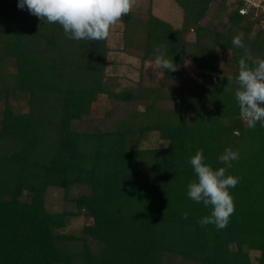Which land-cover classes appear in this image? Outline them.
<instances>
[{
	"label": "trees",
	"instance_id": "trees-1",
	"mask_svg": "<svg viewBox=\"0 0 264 264\" xmlns=\"http://www.w3.org/2000/svg\"><path fill=\"white\" fill-rule=\"evenodd\" d=\"M175 2L178 28L150 10L121 19L125 47L141 52L142 62L160 47L176 70H165L161 86L113 92L104 40L70 39L18 0H0V264H264V127L240 118L234 93L244 49L232 44L242 34L251 55L264 58V28L253 8L239 13L243 0ZM212 8L216 22L205 21ZM185 61L194 67L182 93L176 79ZM99 93L143 109L112 128L75 129ZM153 132L164 145L142 147ZM225 148L239 153L226 169L239 180L229 189L235 211L224 229L201 227L211 207L187 195L196 179L189 158L202 149L216 170L226 167ZM75 185L87 191L68 199L73 209L46 207L49 187L67 193ZM82 214L92 221L65 233L68 219ZM244 247L259 251L256 262ZM169 255L195 262H166Z\"/></svg>",
	"mask_w": 264,
	"mask_h": 264
},
{
	"label": "clouds",
	"instance_id": "clouds-1",
	"mask_svg": "<svg viewBox=\"0 0 264 264\" xmlns=\"http://www.w3.org/2000/svg\"><path fill=\"white\" fill-rule=\"evenodd\" d=\"M134 4L135 0H18L17 6L21 9L26 6L30 14L41 21L58 23L70 39L102 41L109 36L111 28L132 11ZM243 41L242 34L232 38L233 46L244 49V54L238 61V75L235 77L238 87L234 96L240 118L247 126L255 128L259 123L264 127V58L252 56ZM153 55L152 67L158 78H164L165 70H176L177 66L172 58L166 57L165 50L154 48ZM224 75L223 73L220 79ZM232 79V76H227V80ZM223 90L231 89L224 87ZM238 159L237 151L225 148L219 161L226 167L214 170L204 162L202 149H198L189 158L196 179L188 183L187 195L193 201L211 207L210 214L198 221L201 227L209 224L217 229L227 227L235 211L229 189L234 188L239 180L232 175H226V169L231 168L232 162ZM183 215L186 219L188 214L185 212Z\"/></svg>",
	"mask_w": 264,
	"mask_h": 264
},
{
	"label": "rangeland",
	"instance_id": "rangeland-1",
	"mask_svg": "<svg viewBox=\"0 0 264 264\" xmlns=\"http://www.w3.org/2000/svg\"><path fill=\"white\" fill-rule=\"evenodd\" d=\"M226 3L234 4L235 0H225ZM153 15L160 17L175 27H180L182 24L183 12L175 0H135L132 12L137 13V16H144L147 11ZM216 22L215 9H210L207 13L206 20ZM257 27L254 24L253 29ZM124 29L125 25L123 20L118 21L110 30L109 36L104 40L105 47L107 48V65L106 75L108 87L113 92H119L126 87H137L141 83L144 86H161L164 82L163 79L158 78L153 71L152 60L141 61L138 50L127 48L124 45ZM188 35H193V31L189 30ZM227 55L222 53L220 62L218 61V68L223 69V62ZM194 64L190 61H185L182 71L177 74L176 85L180 92H188L191 89V83L186 80V74L193 69ZM20 106L23 102L15 103ZM165 104L168 106L169 101ZM2 101H0V108ZM142 110L143 105L135 102H126L117 97L107 93H99L96 100L92 103L90 113L80 120H75L73 125L77 130L90 129L93 125L100 126L103 129L112 128L113 124L117 123L122 117H125L127 112L132 109ZM164 141L158 137L157 132L149 133L148 136L142 141V147H161ZM87 188L80 185H75L67 193L61 188L49 187L45 192V204L50 211L62 212L63 210L73 209V205L68 199L73 198L77 194L86 193ZM67 194V198H66ZM92 220L85 215L69 218L66 227L63 229L65 233H78L83 224L90 223ZM92 243V242H90ZM96 247V245H93ZM231 248L235 249L232 244ZM248 252L251 262H256L259 256L258 250H248L247 247L243 248ZM166 262H195L187 259H182L176 256H167L164 259Z\"/></svg>",
	"mask_w": 264,
	"mask_h": 264
},
{
	"label": "built area",
	"instance_id": "built-area-1",
	"mask_svg": "<svg viewBox=\"0 0 264 264\" xmlns=\"http://www.w3.org/2000/svg\"><path fill=\"white\" fill-rule=\"evenodd\" d=\"M245 7L238 9L239 13L245 14L249 8H253V14L258 18L257 25L264 28V0H243Z\"/></svg>",
	"mask_w": 264,
	"mask_h": 264
}]
</instances>
